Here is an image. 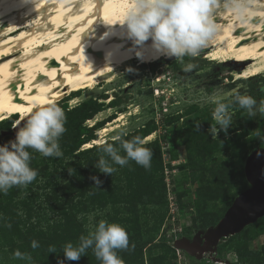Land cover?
Segmentation results:
<instances>
[{"label": "rangeland", "instance_id": "1", "mask_svg": "<svg viewBox=\"0 0 264 264\" xmlns=\"http://www.w3.org/2000/svg\"><path fill=\"white\" fill-rule=\"evenodd\" d=\"M204 52L197 58L198 68L192 73L182 72L180 63L174 57L163 56L147 63L135 57L119 68L111 81L106 82L105 78H100L94 89L85 88L73 91L57 101L63 109L64 105L69 109L85 101L101 104L100 110L91 118L94 120L84 121L85 126H92L94 123L106 124L107 121L123 113L124 117L117 122L119 127L109 131L105 140L113 141L117 135L129 134L149 121H155L157 129L148 141L159 140L164 163V180L165 183L169 182L168 187L175 194L179 208L173 218L169 210L165 213L162 224L154 235L156 242L165 239L167 228L171 227L174 222L182 228L179 237H192L198 230L206 229L211 222V225L215 224L220 219L218 207L221 206V197L227 195V189L229 188V194L237 195L240 190L248 186L246 181L247 186L244 187L245 182L240 178V173H244L245 158L243 155L263 145L258 146L255 138L250 139L252 131L259 127L257 121L248 118L246 111L237 107L232 110L233 126L227 133L222 135L223 132H221L217 137L212 136L232 139L235 145L228 149L222 147L210 160L198 161L199 170L189 167L181 168V165L190 160L185 150L184 133L196 126L195 121L205 120L209 114L213 120L212 112L217 97H230L232 93L239 91L242 94L254 93L253 96L258 101L264 100V71L253 77L238 78L237 73L241 71L244 63L235 59H228L226 62L221 61V58L211 60L205 57ZM129 68L132 71H128ZM208 87L210 91H207ZM114 94L120 97L127 96V98L111 106L109 100L114 98ZM71 96L76 97L75 103L71 104ZM18 115L16 114V118ZM172 118V121H167ZM259 121L264 123V119ZM14 123L15 120L8 127L7 120L0 122V144L9 141L11 135L7 131L12 129ZM260 128L264 131L263 126ZM207 130L209 131V128ZM95 134L98 138L99 134L96 129ZM160 136H164V140H160ZM37 154L40 158V154ZM219 168L227 169L235 176L237 182L232 185L223 184V178L215 177L213 174ZM67 177L64 173L58 176L60 180H66ZM42 179L44 178L38 177L34 184L28 185L30 187H14L7 195L0 194V216L4 215L3 208L11 205L17 210L21 227L27 228L34 221V218L28 219L27 211L33 216L34 213L45 216L46 219L37 224L36 229L47 230L46 224L56 220L58 214L53 200L49 201L46 196L49 189L41 186ZM198 190L203 194L202 198L208 201L209 211L205 214L210 217V220L206 222L198 218L202 212ZM213 195H215L214 199L211 198ZM185 203H191V207L187 209L184 206ZM111 214V208L107 206L102 210L81 212L78 217L87 235L99 220L106 219L111 222ZM5 218L4 216L0 219V264H26L25 261L13 259V255L8 250L6 240L9 235L4 225ZM140 222L144 228L151 229L158 223L157 213L147 208L142 212ZM261 225L262 221L253 223L247 226L241 235L246 238L249 251L259 252L264 244V231L258 230ZM159 251V248L153 250L155 253ZM173 253L175 255L174 264H241L232 244L226 242L224 238L218 242L212 256L204 253L201 258H197L182 251L178 257L176 251ZM255 258L256 261L264 262V256L261 254H257Z\"/></svg>", "mask_w": 264, "mask_h": 264}, {"label": "trees", "instance_id": "2", "mask_svg": "<svg viewBox=\"0 0 264 264\" xmlns=\"http://www.w3.org/2000/svg\"><path fill=\"white\" fill-rule=\"evenodd\" d=\"M207 91H210V87L207 88ZM253 94L250 93L252 96ZM126 98L127 96L120 97L114 94V98L110 99L109 102L111 106H114L126 100ZM100 108L101 104L92 101H85L69 109L64 105V111L67 116L65 125L67 131L60 139V146L64 153L63 157L45 158L41 156L39 158L37 153H33L35 158L31 164L33 168L38 169L37 178H44L41 186L49 189L46 196L49 201L50 199L53 200L58 218L53 220L52 223L46 224L47 230H37V224L46 219V217L36 213L33 216L26 211L28 219L34 218V221L27 228H23L20 226L17 210L11 205H6L3 208V218L5 216V223L11 224L10 228L5 227L9 235L6 240L8 250L12 255L17 249L21 252L30 253L33 258L32 264H58V261L61 260L64 261V264H100L91 249H88L86 254L81 256L78 261H69L65 259L61 248L69 241L75 245L81 235H86L83 224L78 217L79 213L102 210L110 206L112 212L110 216L111 222H117L124 226L129 235L130 245L135 244V248L132 251H119L118 255L125 261V264H174V248L167 244L164 238L157 242L154 241V235L162 224L165 213L168 210L167 190L163 175L164 163L159 140L154 139L145 142V146L153 151L150 170H145L135 162H130L129 166L123 168L117 166L118 171L112 176L99 172L95 167V162L99 158L98 148L100 144H93L90 147L82 146L93 139H97L95 129L97 130L103 123H94L92 126H85L83 123L93 118ZM15 118L16 114L6 119L8 127ZM172 120L173 118L167 121L170 122ZM259 120L262 119H259V117L255 118L259 127H262L264 123ZM195 123H199V127L196 128L195 126L183 135L185 150L190 160L181 165V168L189 167L190 169L199 170L197 167L198 161L210 160L222 147L228 149L235 143H233L232 139L224 137L214 138L211 136L207 130L210 124L213 123L210 114L205 120H198ZM156 129L155 121L151 120L143 127H139L123 136L126 139H131L132 136L138 135L144 139L146 135L151 134ZM160 140H164V136H160ZM105 141L113 142L115 140ZM255 141L258 146L261 145L259 140L255 139ZM248 153L246 152L243 158H246ZM60 173L66 174L68 176L67 179L60 180L58 178ZM213 174L215 177L220 176L218 178H223V184L225 185H232L237 182L235 176L228 172L227 169H216ZM92 176H97L102 181L98 187L90 179ZM240 178L245 182L243 186L246 187L247 182L244 173H240ZM228 190L229 188L227 189V195L222 196L220 200L221 206L218 207L219 218H221L236 195L229 194ZM198 196L202 204V212L198 218L202 222H206L210 220V217L205 214V212L209 211L208 201L202 198L203 194L200 191ZM214 197L215 195L211 198L214 199ZM211 198L208 197L209 200H212ZM184 206L189 209L191 203H185ZM147 208L155 210L158 216L157 225L151 229L144 228L140 222V216ZM260 221H262V225L258 230L264 231V216L254 223H259ZM247 226L240 232L224 238V240L232 244L241 264H264L263 261H256L255 258L257 254L264 256V244L259 252L249 251L246 238L241 236ZM34 239L40 244V247L35 250L30 247V242ZM50 245L56 247V253H48L47 250ZM155 248H159L160 251L153 252ZM146 249L147 252H145Z\"/></svg>", "mask_w": 264, "mask_h": 264}, {"label": "bare ground", "instance_id": "3", "mask_svg": "<svg viewBox=\"0 0 264 264\" xmlns=\"http://www.w3.org/2000/svg\"><path fill=\"white\" fill-rule=\"evenodd\" d=\"M128 2L0 0V122L19 114L16 124L38 105L57 102L73 91L94 89L100 78L111 81L137 50L142 51L143 63L162 58H153L157 54L148 46L150 40L142 49L134 46L125 27L116 23L123 19ZM250 4L243 22L228 12L219 14V34L204 52L211 60L244 63L238 78L264 71V0H250ZM70 101L75 103L76 97ZM123 117L120 113L98 127L99 137L83 146L101 144Z\"/></svg>", "mask_w": 264, "mask_h": 264}, {"label": "clouds", "instance_id": "4", "mask_svg": "<svg viewBox=\"0 0 264 264\" xmlns=\"http://www.w3.org/2000/svg\"><path fill=\"white\" fill-rule=\"evenodd\" d=\"M250 7V0H129L123 19L116 23L125 27L126 35L134 46L142 49L150 40L148 46L157 54L153 58L159 55L174 57L182 72L192 73L198 68L197 58L219 34V14L228 12L243 22ZM135 55L141 58L142 51L137 50ZM237 107L245 110L250 119H264V100L258 101L254 96L239 91L230 97H217L212 112L214 123L209 127L211 136L227 133L233 126L232 110ZM66 123V113L56 101L38 105L22 124L16 122L14 139L0 144V194L7 195L14 187L27 188L36 180L38 169L31 166L35 158L33 153L45 158L63 157L60 139L67 131ZM198 127L199 123L196 124ZM251 138L264 144V131L257 127ZM114 140L116 142L102 141L98 148L101 155L95 167L99 172L112 176L118 171L116 166L123 168L130 162L150 170L153 151L145 146L141 136L126 139L117 135ZM90 179L97 187L102 183L97 176ZM5 227L10 228L11 224L5 223ZM30 247L35 250L40 244L34 239ZM134 248L135 244L130 245L124 226L101 219L87 235L79 237L78 243L66 242L61 251L69 261H78L91 249L100 264H125L118 255L119 251H132ZM47 251L56 253L57 249L50 245ZM13 259L32 264L33 258L30 253L17 249ZM58 264H64V261H58Z\"/></svg>", "mask_w": 264, "mask_h": 264}, {"label": "water", "instance_id": "5", "mask_svg": "<svg viewBox=\"0 0 264 264\" xmlns=\"http://www.w3.org/2000/svg\"><path fill=\"white\" fill-rule=\"evenodd\" d=\"M26 118L20 120L21 124ZM15 127L16 124L9 131L10 140L15 137ZM243 170L248 186L234 197L221 218L206 229L198 230L192 237H179L174 242L176 248L197 258L204 253L212 256L222 238L240 232L264 216V144L247 154Z\"/></svg>", "mask_w": 264, "mask_h": 264}, {"label": "built area", "instance_id": "6", "mask_svg": "<svg viewBox=\"0 0 264 264\" xmlns=\"http://www.w3.org/2000/svg\"><path fill=\"white\" fill-rule=\"evenodd\" d=\"M168 185H169V182L167 181L166 187H167L168 210H169V213L172 215V218H173L175 216V214L178 213L179 208L177 206L176 196L172 191H170ZM165 226H167V225H165ZM181 230H182V228L179 227L177 222H174L171 225V227L167 228L166 233H165L166 243L169 244L172 248H174V250L176 251V255L178 257H180V252H182V251L174 246V242L181 235V233H182Z\"/></svg>", "mask_w": 264, "mask_h": 264}, {"label": "flooded vegetation", "instance_id": "7", "mask_svg": "<svg viewBox=\"0 0 264 264\" xmlns=\"http://www.w3.org/2000/svg\"><path fill=\"white\" fill-rule=\"evenodd\" d=\"M263 129H264V125H263ZM9 133V131H7Z\"/></svg>", "mask_w": 264, "mask_h": 264}]
</instances>
